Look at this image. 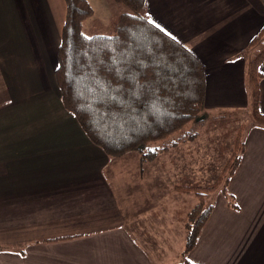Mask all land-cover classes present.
I'll list each match as a JSON object with an SVG mask.
<instances>
[{
    "label": "crops",
    "instance_id": "1",
    "mask_svg": "<svg viewBox=\"0 0 264 264\" xmlns=\"http://www.w3.org/2000/svg\"><path fill=\"white\" fill-rule=\"evenodd\" d=\"M146 1L150 21L201 62L206 111L249 108L260 0ZM59 24L51 0H0V243L8 247L0 264H179L196 197L175 189L189 184L167 181L171 195L163 184L186 158L173 164L162 152L155 158L167 165L146 173L155 158L111 160L90 141L56 85ZM5 61L14 64L7 70ZM260 70L264 113V60ZM227 192L236 206L220 191L188 259L264 264V127L256 123Z\"/></svg>",
    "mask_w": 264,
    "mask_h": 264
},
{
    "label": "trees",
    "instance_id": "2",
    "mask_svg": "<svg viewBox=\"0 0 264 264\" xmlns=\"http://www.w3.org/2000/svg\"><path fill=\"white\" fill-rule=\"evenodd\" d=\"M124 7L107 34L86 35V20L94 9L90 0H64L65 15L57 47L54 71L62 104L76 119L92 143L115 160L138 152L144 161L177 144H156L180 131L186 124L209 114L205 110V78L201 62L176 39L150 21L146 0H112ZM264 7V0H260ZM264 40V25L252 38L255 46ZM264 47L248 62L250 114L264 127L260 111V65ZM243 126L234 138L233 150L221 169L220 191L227 192L229 179L244 152ZM210 186L176 185L196 202L186 215L184 243L179 264H194L188 254L212 211L207 203ZM8 249L0 244V251ZM23 254V251H21Z\"/></svg>",
    "mask_w": 264,
    "mask_h": 264
},
{
    "label": "rangeland",
    "instance_id": "3",
    "mask_svg": "<svg viewBox=\"0 0 264 264\" xmlns=\"http://www.w3.org/2000/svg\"><path fill=\"white\" fill-rule=\"evenodd\" d=\"M105 1L108 6L104 5L103 0H90V4L94 9V14L86 20L84 27L86 35L109 33L112 29L113 22L118 15L125 10L124 7L116 4L112 0ZM51 2L55 20L56 22L57 20L60 21L59 26L61 29L65 15L64 0H51ZM263 47L264 40H261L254 46V53L261 50ZM11 60H13V55L11 56ZM5 62L8 70V66L12 61L10 63L8 61ZM249 110L250 107L245 109H223L222 112L209 109V115L207 117L186 124L180 131L158 142L156 144L158 147L169 146L173 141L177 142V145H174L175 147L168 153L163 151L164 155L162 156L165 160L170 159V161L175 164L176 162H173V160L175 158L178 160L181 153L182 156L186 158L179 161L180 166L177 167L174 165V167H169L167 168L168 171H165V174L170 176L165 178L166 180L163 184V186L165 185L164 193L166 195H171L173 193L172 189L168 187L169 184L167 181L169 180H175L180 184L201 186H210L217 183V188L207 195V203L214 201V198L220 193L224 177L221 175V169L225 164L224 161L230 156L229 154H231L233 150V143L237 130L243 126V139H245L247 129L255 123ZM177 152H179V154L174 155ZM189 156H191V160H189ZM167 163V161L165 162L161 161L159 158H155L154 161L149 162V164L144 162L143 168L147 170L146 173L148 171L152 172L153 169H149V167H163L164 164L167 165ZM155 170L156 169H154V171ZM192 196L194 195L192 194Z\"/></svg>",
    "mask_w": 264,
    "mask_h": 264
},
{
    "label": "water",
    "instance_id": "4",
    "mask_svg": "<svg viewBox=\"0 0 264 264\" xmlns=\"http://www.w3.org/2000/svg\"><path fill=\"white\" fill-rule=\"evenodd\" d=\"M203 117H204V116H200V117L197 118V120H199V119H201V118H203Z\"/></svg>",
    "mask_w": 264,
    "mask_h": 264
}]
</instances>
